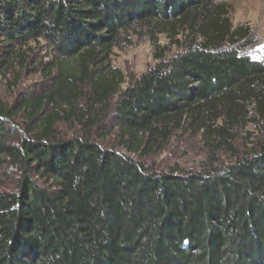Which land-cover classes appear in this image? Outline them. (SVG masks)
Returning <instances> with one entry per match:
<instances>
[{"label": "trees", "instance_id": "1", "mask_svg": "<svg viewBox=\"0 0 264 264\" xmlns=\"http://www.w3.org/2000/svg\"><path fill=\"white\" fill-rule=\"evenodd\" d=\"M228 1L0 0V76L37 65L38 46L51 82L18 111L0 99V181L15 180L0 182V264H264V55L242 53ZM143 32L156 64L123 89L111 58ZM183 33L166 58L159 38L179 45ZM82 99L90 112L116 99L121 151L57 136L59 120L84 116ZM244 123L259 133L222 169L157 173L138 160L186 127L232 148Z\"/></svg>", "mask_w": 264, "mask_h": 264}, {"label": "rangeland", "instance_id": "2", "mask_svg": "<svg viewBox=\"0 0 264 264\" xmlns=\"http://www.w3.org/2000/svg\"><path fill=\"white\" fill-rule=\"evenodd\" d=\"M223 11L222 18L227 19L233 28L239 29L240 34L245 35L239 43L242 53L253 60H261L264 55V0H229L224 4ZM187 34L183 33L178 37L179 45H171L164 36L159 38L161 49H167L163 50L167 52L166 58L169 59L182 51L181 45H185ZM127 37L122 47L114 51L110 62L112 69L122 73L123 89L156 64V47L146 32H143L141 37L138 34H130ZM34 50L37 65L31 64L24 70L17 68L5 78L0 76V99L12 112L18 111L19 101L41 95L51 88L50 80H47L40 69L41 63L48 61V53H45L43 47L34 46ZM83 89L85 94L89 93V87ZM87 102L88 99H82L76 103L80 115L84 114L80 119L70 117L58 121L55 127L57 136L87 137L108 149L121 151L120 131L113 115L114 102L106 111L97 108L91 112L87 110ZM14 121L17 125H27L28 115L25 112L18 113ZM256 128V124L244 123L236 132L238 139L232 142V148L225 143L220 144L219 139L208 140L201 133L195 134L187 127L170 131L165 139H161L156 147L138 160L157 173L178 172L186 175L222 169L235 161L237 155L243 154L245 145H249V141L258 135ZM0 182L7 189H12L15 185L13 174L9 172L5 173Z\"/></svg>", "mask_w": 264, "mask_h": 264}]
</instances>
